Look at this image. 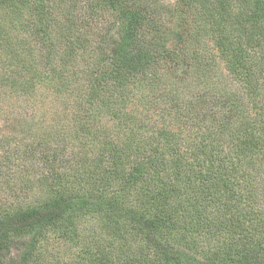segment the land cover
I'll return each mask as SVG.
<instances>
[{"label": "trees", "instance_id": "1", "mask_svg": "<svg viewBox=\"0 0 264 264\" xmlns=\"http://www.w3.org/2000/svg\"><path fill=\"white\" fill-rule=\"evenodd\" d=\"M0 264H264V0H0Z\"/></svg>", "mask_w": 264, "mask_h": 264}, {"label": "rangeland", "instance_id": "2", "mask_svg": "<svg viewBox=\"0 0 264 264\" xmlns=\"http://www.w3.org/2000/svg\"><path fill=\"white\" fill-rule=\"evenodd\" d=\"M173 1V0H172Z\"/></svg>", "mask_w": 264, "mask_h": 264}]
</instances>
